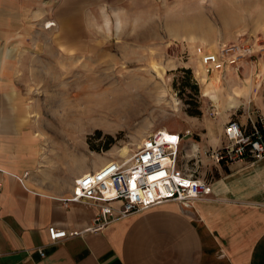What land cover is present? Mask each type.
<instances>
[{"label": "rangeland", "instance_id": "obj_1", "mask_svg": "<svg viewBox=\"0 0 264 264\" xmlns=\"http://www.w3.org/2000/svg\"><path fill=\"white\" fill-rule=\"evenodd\" d=\"M105 5L123 24L111 36L91 24ZM27 15L28 46L14 47L20 58L4 67L31 73L23 92L51 134L72 133L80 138L74 149L108 161L165 129L184 135L179 163L211 177L206 130L220 119L224 97L231 99L232 81L247 77L252 65L262 71L264 33L255 28L264 24V0H34ZM244 41L255 52L241 58L236 72L206 73L195 52ZM97 110L108 116L89 117ZM193 152L196 162L186 158Z\"/></svg>", "mask_w": 264, "mask_h": 264}, {"label": "crops", "instance_id": "obj_2", "mask_svg": "<svg viewBox=\"0 0 264 264\" xmlns=\"http://www.w3.org/2000/svg\"><path fill=\"white\" fill-rule=\"evenodd\" d=\"M31 8L34 0H0V264H264V159L212 162L211 177L202 174L210 193L190 206L168 200L101 230L49 240L52 225H94L96 207L69 197L74 179L107 159L74 149L80 138L72 133L51 134L23 92L31 73L4 67L20 58L14 47L28 46ZM255 30L264 33V24ZM261 59L260 73L252 65L232 81L237 86L223 88L231 99L224 97L220 119L206 130L205 147L221 145L225 122L244 121L247 106L264 114V52ZM198 154L187 156L197 161Z\"/></svg>", "mask_w": 264, "mask_h": 264}, {"label": "built area", "instance_id": "obj_3", "mask_svg": "<svg viewBox=\"0 0 264 264\" xmlns=\"http://www.w3.org/2000/svg\"><path fill=\"white\" fill-rule=\"evenodd\" d=\"M254 50L255 44L244 41L223 43L214 51L198 46L195 52L206 73H222L231 68L238 70L241 58L251 57ZM217 114L216 108L212 107L209 116ZM243 116L244 121L228 119L222 130L223 143L205 149L212 162L241 164L264 159V114L258 108L247 106ZM169 134L175 139L164 138L159 131L152 132L140 141L133 153L108 160L100 168L74 179L69 200L95 206L94 225L81 230L52 225L48 228L49 240L101 230L113 220L168 200L190 206L193 201L208 195L210 184L206 177L198 174L193 166L179 163V146L184 135ZM186 158L190 161L188 156ZM191 160L196 162L194 158Z\"/></svg>", "mask_w": 264, "mask_h": 264}, {"label": "clouds", "instance_id": "obj_4", "mask_svg": "<svg viewBox=\"0 0 264 264\" xmlns=\"http://www.w3.org/2000/svg\"><path fill=\"white\" fill-rule=\"evenodd\" d=\"M91 24L97 33L106 36H111L113 31L120 32L123 26L120 13L114 10L109 14L106 5L99 8V20L93 18Z\"/></svg>", "mask_w": 264, "mask_h": 264}, {"label": "bare ground", "instance_id": "obj_5", "mask_svg": "<svg viewBox=\"0 0 264 264\" xmlns=\"http://www.w3.org/2000/svg\"><path fill=\"white\" fill-rule=\"evenodd\" d=\"M108 112H106V111H103V110H97L96 112H94V113H92V114H90L89 115V117H93V116H102V117H107L108 115ZM110 119V118H109ZM159 132H160V134L164 137V138H170V137H172L171 136V134H169V132L167 131V130H165V129H159L158 130Z\"/></svg>", "mask_w": 264, "mask_h": 264}, {"label": "snow or ice", "instance_id": "obj_6", "mask_svg": "<svg viewBox=\"0 0 264 264\" xmlns=\"http://www.w3.org/2000/svg\"><path fill=\"white\" fill-rule=\"evenodd\" d=\"M169 139L174 140L175 137H170ZM159 175H163V173H160Z\"/></svg>", "mask_w": 264, "mask_h": 264}, {"label": "trees", "instance_id": "obj_7", "mask_svg": "<svg viewBox=\"0 0 264 264\" xmlns=\"http://www.w3.org/2000/svg\"><path fill=\"white\" fill-rule=\"evenodd\" d=\"M186 73H189V70L188 69H186V70H184ZM198 112V111H197Z\"/></svg>", "mask_w": 264, "mask_h": 264}]
</instances>
